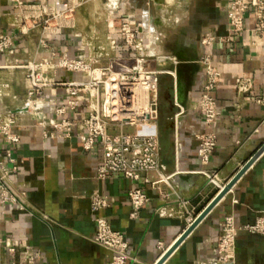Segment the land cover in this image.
<instances>
[{"label":"crops","instance_id":"1","mask_svg":"<svg viewBox=\"0 0 264 264\" xmlns=\"http://www.w3.org/2000/svg\"><path fill=\"white\" fill-rule=\"evenodd\" d=\"M22 1L43 6L53 0ZM70 1L77 6L73 28H57L46 33L42 26H36L24 34L21 28L29 12L11 0H0V34L18 38L13 54L0 56L3 66L0 110L17 114L15 132L21 137L20 144L13 147L0 139V163L10 171L18 199V203H0V264H28L29 253H39L34 264H111L112 252L94 242L97 231L91 210L94 193H100L111 204L100 215L126 235L131 257L128 264H157L190 227L188 217L196 220L220 192L201 172L217 175L225 186L264 145V36L252 32L254 15L249 12L244 31L231 42L219 39L213 46H202L201 39L208 32L219 38L228 36L229 0H173L167 8L154 1V15L148 11L152 0H116L114 5L106 0L101 6L113 10L107 15L91 11L94 6L101 7L99 0ZM81 18H109L111 31L101 35L104 38L109 34L119 37L121 22L129 24L132 31L142 22L158 38L154 47L156 54L175 58V65L169 61L167 66L168 61L162 60H155L154 67L152 62L149 64L152 69L175 70V79L163 74L169 78L164 81L161 75L159 86L168 114L161 126L160 108L161 162L166 166V174L175 172V183L171 187L162 185L170 195L169 204L144 181L132 182L120 176H111L105 181L97 179L102 157L99 145L86 152L76 132L68 136L57 132L54 138H46L36 119L24 110L28 81L25 70L19 66L45 58L53 64L63 58L82 59L86 39L99 35L84 31ZM142 35L139 28L137 36ZM124 52L136 55L130 49ZM204 53L212 56L221 72L215 91L220 115L213 125L217 147L207 164L198 156L199 142L194 137L204 127L203 117L197 110L204 78L200 58ZM48 73L57 81L54 93L59 105H66L69 99L68 89L62 83L87 79L82 73L60 68L50 69ZM241 78L252 82L247 93L238 92L237 81ZM174 87L186 109L178 131L182 146L178 160L174 159V131L167 123L173 112L166 97L173 94ZM86 115L87 108L82 102L75 111L68 110L67 117L83 120ZM129 128L132 132L128 133L136 130ZM148 176L152 180L158 177L155 172ZM131 188L146 189L151 196L150 203L136 219L130 218L132 205L128 192ZM182 201L189 203L184 207L180 205ZM163 207L173 208L175 215H160ZM263 209L264 152L163 264H199L210 260L227 216L244 225L253 222ZM11 245L16 247V253L9 251ZM236 256L237 264H264V236L239 233Z\"/></svg>","mask_w":264,"mask_h":264},{"label":"built area","instance_id":"2","mask_svg":"<svg viewBox=\"0 0 264 264\" xmlns=\"http://www.w3.org/2000/svg\"><path fill=\"white\" fill-rule=\"evenodd\" d=\"M17 7L27 10L33 15L23 22L21 32L26 34L32 28L42 26L44 32L50 33L57 28H67L69 16H73L77 6L70 0H53L43 6L27 5L22 0H11ZM227 19L229 34L219 38L215 33L208 32L201 39L204 47L213 46L219 39L231 42L245 29L247 14L254 15L252 32L256 36H264V0H229ZM113 13V10H111ZM52 22L55 23L52 26ZM139 28L142 37H138ZM144 23L138 24L136 31H132L129 24H123L120 36L108 35L107 47L95 52L94 47L85 45L84 57L80 60L63 58L58 63H51L45 58L40 62L34 61L19 66L25 70L28 81L27 97L24 110L29 112L43 128L46 138H54L57 132L70 135L73 132L82 143L86 152L100 146L102 157L97 168L96 177L107 180L111 176H120L132 182L144 181L152 190L158 192L160 199L166 203L170 195L162 185L171 187L175 183V172L166 174V166L161 162V138L158 127L160 117L159 86L160 77L170 74L175 79V70H157L149 67L151 60L171 61L175 65V58L159 56L154 51L158 38L154 30H149ZM18 38L9 34H0V56H10ZM124 49L133 50L136 55L125 54ZM203 67L202 91L198 98L197 110L201 113L204 127L194 133L199 142L198 156L203 164H207L217 147V135L213 125L220 115L215 97V91L221 81V72L215 67L210 54L204 53L200 58ZM3 68L0 65V69ZM60 68L66 71L79 72L86 76L85 81L62 83L68 89L69 99L66 105H59L56 101L55 86L57 81L49 76L48 70ZM59 86V85H58ZM249 79H239L237 89L240 93L251 90ZM0 96L3 92L0 90ZM167 100L173 112L167 122L174 131L173 150L174 159L178 160L181 152V142L178 131L183 116L186 114L175 87L173 94ZM264 101V100H263ZM84 102L87 115L83 120L67 117L68 110L75 111ZM261 102V101H260ZM18 116L12 111L0 110V139L9 147L20 144L21 137L15 132ZM124 127H134L135 132L123 131ZM119 129V133L112 131ZM176 132V137H175ZM11 156V153H9ZM13 161V159H11ZM16 170V168H14ZM157 173L156 180L148 174ZM210 182L220 188L224 187L217 175H208ZM128 197L132 205L131 219H136L140 211L151 201L148 190L131 188ZM0 203H18L17 195L10 179V171L0 163ZM189 202L182 201L186 206ZM169 204V203H168ZM111 206L109 200L100 193L91 196V210L95 214L97 227L94 242L113 254L111 264H128L131 257L128 254L129 242L121 230L112 227L106 217L100 215ZM24 210V206H20ZM162 216H174L173 208L163 207L159 210ZM195 220L188 217V222ZM264 236V209L259 216L244 225H238L233 216H227L221 224V234L213 249L214 256L199 264H237L236 248L239 233ZM162 248V244H160ZM11 253H16V247L9 246ZM39 253H29L28 264H34Z\"/></svg>","mask_w":264,"mask_h":264},{"label":"rangeland","instance_id":"3","mask_svg":"<svg viewBox=\"0 0 264 264\" xmlns=\"http://www.w3.org/2000/svg\"><path fill=\"white\" fill-rule=\"evenodd\" d=\"M154 1L155 0H152L151 1V5L148 8V11L151 12L150 15L151 14L154 15V11H155L154 10L155 7L153 5L154 4ZM99 2H100V6H101V3H103V4L104 3H107L106 0H99ZM158 5L163 6V8L164 7L167 8L169 6V4L166 3V1H163V4H158ZM91 9H92L91 11H93V13L96 14V15H98V14H100L102 12H104V14L107 15L108 12L111 11L110 10L111 8H109L107 10V7H104V6L103 7L102 6L101 7L94 6ZM69 18H70L71 21H68V23H67V26L68 27L67 28L68 29H71V28H73L74 24L76 23V18H73V16H71V15L69 16ZM81 20H82V26L84 27V31H86V32L95 31L99 35L98 37L95 36L93 38L92 37H88L86 39L87 44H89V46L91 48L94 47L95 52H98V50H100L103 47H107V39H106V37L104 38L101 35L105 34L106 32L108 33V32L111 31V27H110V23H109L110 19L109 18H81ZM123 24H124V22H121L120 23V30H121ZM54 25H55V23L52 22V26H54ZM32 26H33V24L30 23L29 26H28V28L29 29L31 28L30 30L36 29V28H32ZM154 61H155V59L151 60L153 67L155 65L154 64ZM167 66H169V61H168V65ZM168 78L169 77H167L166 75H163L162 76V79L164 81H168ZM167 83H169V82H166V84ZM161 96L162 95L160 94L159 95V98H160V108L162 107V116H161V120H160L159 123L162 126L163 125V122L165 121V119H166V117H167L168 114H167L166 105L163 103V100H162V97ZM112 132L113 133H119V129L113 130ZM126 132H132V129L129 128V127H127L126 128Z\"/></svg>","mask_w":264,"mask_h":264},{"label":"water","instance_id":"4","mask_svg":"<svg viewBox=\"0 0 264 264\" xmlns=\"http://www.w3.org/2000/svg\"><path fill=\"white\" fill-rule=\"evenodd\" d=\"M157 4H163L164 0H155ZM179 98V97H178ZM180 101V98H179ZM264 152V145L247 161L243 168L220 190L214 200L206 207V209L196 218L193 224L186 230L181 238L172 246L166 254L163 255L157 264H163L176 247L193 231V229L206 217V215L221 201V199L233 188L237 181L245 174V172L253 165V163Z\"/></svg>","mask_w":264,"mask_h":264},{"label":"bare ground","instance_id":"5","mask_svg":"<svg viewBox=\"0 0 264 264\" xmlns=\"http://www.w3.org/2000/svg\"><path fill=\"white\" fill-rule=\"evenodd\" d=\"M111 1V3L114 5L115 3H116V0L115 1H112V0H110ZM164 1H166V3L167 4H172V2H173V0H164ZM161 6V5H160ZM150 25V24H149ZM150 29L149 30H152V28L151 27H149Z\"/></svg>","mask_w":264,"mask_h":264}]
</instances>
